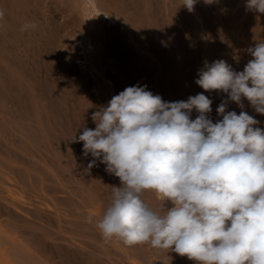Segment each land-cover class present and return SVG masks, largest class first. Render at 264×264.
Returning a JSON list of instances; mask_svg holds the SVG:
<instances>
[{
	"label": "clouds",
	"instance_id": "9594fccd",
	"mask_svg": "<svg viewBox=\"0 0 264 264\" xmlns=\"http://www.w3.org/2000/svg\"><path fill=\"white\" fill-rule=\"evenodd\" d=\"M196 3L182 5L191 12ZM246 9L264 14V0H247ZM248 52L253 59L243 71L224 60L198 71L195 83L204 91L228 96L215 123L203 93L166 102L146 85L126 87L92 114L95 129L74 138L93 158L86 170L99 161L120 180L97 223L105 241L150 243L196 264H264V129L243 110L226 111L228 101L243 109V98L264 115V42ZM146 190L163 201L164 214L144 202Z\"/></svg>",
	"mask_w": 264,
	"mask_h": 264
},
{
	"label": "bare ground",
	"instance_id": "6f19581e",
	"mask_svg": "<svg viewBox=\"0 0 264 264\" xmlns=\"http://www.w3.org/2000/svg\"><path fill=\"white\" fill-rule=\"evenodd\" d=\"M66 2V0H0V10L4 12L3 19H0V61L5 67L3 69L0 65V80L3 83V85L0 86V156L6 155V158L13 166H21L20 168L22 171H20L19 174L22 178L21 180L26 184V186L23 184V186L19 188V192H10L8 196L10 203L3 206L4 208L17 207V213L20 217L17 215L15 220H13L21 225V228L18 227L20 228L18 229L19 233L23 236H27L28 242H31V244L36 247L38 246L40 251H42L41 245L45 244L44 238L46 236L44 219L47 214H52V212L50 208H47L48 204L40 208L39 205L32 202L27 201L26 203H19L16 199L23 197V195H27L29 198L36 196L34 192L36 188L39 191H52L59 196V216H56L59 221V237L67 240L64 236V234L67 233L76 236L74 241L67 240L68 244L76 245L78 248L77 250H80L79 248H82L84 245L88 249L86 248L87 251H83L81 255L88 256V254H95L93 257L98 260L97 263L104 264V259L112 255V252L110 254L108 250H97V248L94 247V243L100 244L102 247L105 246L102 243L104 238L97 227V223L102 219L107 208L111 205L113 187L117 184H113L116 180L115 177L114 181L111 180L109 177L112 175L105 171L106 165L99 163V161H97V166L90 170H86L92 157L90 154L87 157L83 155V142L74 141L75 137L78 139L79 135L82 134L84 127L94 130L95 124L92 123L93 121H88L86 117L87 114L85 115L83 111L86 105L83 106L84 104L82 102H78L79 99L83 97V94H81L83 92H81L79 98V88H77L78 86L76 84H73L74 81L79 78L77 77L78 75L75 73L73 74L77 75L76 77L73 74L71 75L70 68L69 70L67 69L69 66L67 61L65 63V61L62 60L64 64L60 61L63 66L62 69L58 68L59 71H57L55 68L58 65L55 64L56 60L54 62L52 61L53 59L51 60L53 53H55L54 50H56V47L58 48L57 44H55V40L58 39V37L62 38L63 36L59 35L62 33L61 29L67 28L65 26L61 29L57 27L56 19L58 18V14L61 16L68 11V14H66L68 18L67 24H70V19H72L71 24L72 22L75 24L77 20L76 16H79V24H82L84 27V31L81 33L80 38L77 40L75 39L76 45L79 47V55L81 56L80 68L84 74L85 72L94 74L95 81L90 90L94 96L102 95L103 100L99 102V106L101 107L106 106L115 95L114 84L110 76L113 72H116V70L125 88L135 85H146L147 90L151 91L154 95L158 94V85H156L157 76H155L158 68L154 60H163L161 62H163L162 68L166 75V77H164L166 78L165 84L167 85L168 91L170 90L168 94L172 95V91L178 93V91H176L178 90L177 88H179L181 84L184 85V83L187 82L185 77H188V75H186L183 70H180L182 74L179 76V83L176 82L177 85L179 84L180 86L175 84L174 77H177V72L175 70L176 74L175 72L174 74L172 73V66L176 59L173 61L174 55L172 46L174 45H172L171 40L174 27L173 24H171V27H173L172 30L168 28L167 31L166 19L160 14L163 6L159 4V0H72V5L69 3L70 6H65L64 4ZM213 3H206L205 0H203L200 5L202 9L207 8L212 11L214 7ZM231 3L233 6L237 3L246 6L247 0H239L238 2L232 0ZM66 7H68V9ZM171 11H169V13H172ZM60 16L58 19H60ZM160 18L165 20L163 21ZM178 18L179 17H177V19ZM118 20H122L125 23H120V25L117 26ZM183 21L185 22L186 20ZM156 22H158V24ZM131 23H133V25H131ZM25 24H34L35 27L21 31V28ZM179 24L180 23L177 24L178 29L175 26L174 30H176V32H174V34H176L179 41H181L180 46L182 43L185 46V42L188 41L185 38L188 34L185 32H188L189 29L186 31L188 27H185V24H180V26H178ZM105 28L109 29L107 32H110L109 35L105 33L107 30L104 32ZM221 31H224V29ZM69 32H71V29ZM137 34L138 37L140 35L141 39L143 38V41H145L143 42L145 47L141 46L142 44L140 45L139 42V44L136 42V40L138 41ZM93 36L103 42L111 37L113 40L111 46L114 44L115 47H110L108 50L111 48H118L120 51L119 60L121 59L122 62L119 61L121 63L118 67L114 64L117 69H111V75L105 67L101 66V60L103 58L102 48L93 50L90 47V41ZM185 39L186 41H184ZM109 40L110 39L107 41L109 42ZM128 42H131L133 45H130ZM108 44L109 43L106 45L107 47ZM54 46H56L55 49ZM59 47L61 46L59 45ZM187 47V44L186 47L182 46L185 50L181 49V51H183L181 58L186 57ZM105 51L109 52L106 49ZM136 51L145 52V56L138 55ZM117 54L119 53L117 52ZM179 54L178 52V57L180 56ZM53 58L56 57L54 56ZM185 60L186 62H183L187 64L188 60L186 58ZM189 61L191 62L192 60ZM60 62L59 64L61 65ZM52 63L55 64V67ZM176 64L177 63H175V65ZM188 64L189 65L186 66H191L190 63ZM174 66L173 68L176 67ZM9 70L10 72L12 71L11 74L7 73ZM124 72H126V75ZM95 74L97 76H95ZM142 77H145L144 81H142ZM88 80L90 81V78H88ZM190 82H192V80ZM192 83H194V81ZM86 84L87 82H85V85L83 84L85 91L87 90ZM163 84L162 81L160 85ZM83 85L80 87L82 88ZM174 86L177 87L176 90ZM183 87L181 88L183 89ZM193 88L195 89L194 91H196L197 87ZM161 90L166 92V89ZM186 90L187 87L184 91L182 90L180 92V95L182 92L186 95ZM168 94L165 96H167V99H170V97L168 98ZM184 94L182 98L183 96L185 97ZM176 95L177 94L173 96L175 97ZM214 113L215 110L213 114ZM194 116H196V114ZM209 118L211 119V116ZM213 118H215V116ZM110 182L112 185H110ZM46 183L52 184L49 186ZM148 195L152 196L153 194L151 193ZM151 206L153 207L154 205ZM24 208H30L32 210L26 211L28 209L24 210ZM55 211H58V209ZM47 216L50 217L49 215ZM89 217H91V222H89ZM50 219L52 218L50 217ZM62 223L67 224L69 227L61 225ZM51 229L53 233L57 235V231L53 230V228L47 230ZM91 242H94L92 245L94 248L89 247ZM114 242L116 243V240L110 239L107 242L105 241L106 244L109 243V245L112 244V246H114ZM18 245L20 246V244ZM21 247L20 251L23 250L21 252L26 259H23L24 262H29L28 260L32 261L34 259V262L30 264H41L39 257H35V255H33L34 253L31 254V249L30 251L29 248L24 247L21 249ZM114 247L118 249L116 250L117 252H113V257L118 259H114V263L118 261L125 263L126 259L129 260L128 258H130V256L123 251L122 248L117 246ZM130 249L133 252V254H130V259L132 261V256L141 255V251L139 252L137 245L131 246ZM75 254H77V252ZM68 255H70V253ZM23 256L20 255L21 258ZM141 256L145 257L143 253ZM72 257L70 255L71 259ZM163 257L158 256L163 262L162 264H167L168 262H166ZM74 259L75 258L72 260ZM21 260L22 259H20V261ZM92 260L94 261L95 259ZM173 264H196V262L189 260L187 257L185 260V258L178 255Z\"/></svg>",
	"mask_w": 264,
	"mask_h": 264
},
{
	"label": "rangeland",
	"instance_id": "374dc122",
	"mask_svg": "<svg viewBox=\"0 0 264 264\" xmlns=\"http://www.w3.org/2000/svg\"><path fill=\"white\" fill-rule=\"evenodd\" d=\"M66 1L67 2L64 5L70 6L69 3L71 4L72 0H66ZM159 1H160L159 4L163 6V9L161 8L162 10L160 11V14L162 15L163 18L166 19L167 31H168V28H169V30H172L173 27L175 29V26L177 28V24L180 23V24H185V27H188L186 29V31L189 29L191 32L189 30H188V32H185L186 34H188V36L187 35L185 36V38L188 40V41H186V39L184 40L187 42V43L185 42V46L183 43L180 46L181 41H179L177 35L174 34V32H176V30L173 29L172 30L173 34H171L172 35V37H171L172 45H174V46H172L173 47L172 48L173 55H174L173 61H175V59H176V61L173 62V66L175 65V63L178 64V65L177 64L175 65L176 67L174 66L175 68H173V66H172V69H173L172 73L174 74L175 70L177 72V74L175 72L177 77H174V80H175L174 82L176 85H177V83H179V76H180V74H182V73H180V72H182L180 70H183V72H185V74L188 75V77L187 76L185 77L187 79L186 81L188 83L187 82L184 83V85L187 87V90H186L187 92L185 91L186 95L184 94V92H182L185 95L186 99L184 96L182 98V95H183L182 93L180 95V92L182 90L184 91L186 89V87L183 84H181V82H180L181 86L178 84L180 86L179 88L174 86L175 90H176V88L178 89V90H176V91H178V93L172 91L171 92L172 95L168 94L170 90L168 91L167 85L165 84L166 78H164V77H166V75H165V72H163V68H162L163 62H161L163 60L161 58H160L161 60H154V63L158 68L157 72L155 74V76H157L156 85H158V95H160L162 97V99L166 102H175L178 100L186 101L188 99V97L195 96L196 93L197 94L203 93L204 95L210 97L209 99H211L213 101L212 105H211L212 111H211V113L208 114V116L209 117L211 116V120H213V123H215L218 120L222 119V117L217 114L216 109L221 104L222 101H226L228 99V96H227V93H223L220 91H210V92L204 91L199 85H197L195 83V80L198 79V71L204 67L205 62L210 64L216 60L226 61L237 72L243 71L244 67L249 62V60L253 59V57L248 52V49L251 47H254L256 43L264 42V17H263L264 14H261V13L255 12V11H251L252 12L251 13L249 10L246 9V6H244V4L242 6V5H239L237 3L236 5L233 6L231 3L232 0H227V1L226 0H213L214 3L213 2L212 3H213L214 7L212 8V11H211V9H209L210 10L209 11L207 8L202 9L200 4L203 0H197V3L195 4L194 9L191 12H189L188 9L182 5L184 3V0H159ZM236 1L238 2L239 0H236ZM227 2H228V4H227ZM216 3L218 4V6ZM66 8L68 9V7H66ZM169 8H170V10H169ZM171 10H173V11H171ZM169 11H171L174 14L169 13ZM67 12L62 14L61 16L58 14V18L60 16V19H58V18L56 19V21L58 22V23L56 22V25L58 28L60 27V29H61L64 26L67 28L61 29L62 33L60 32L61 34H59V35L63 36V37L62 38L58 37V39L55 40V44H57L58 48L56 46H54V49L56 47V50H54L55 53H53V57L55 56L56 58L52 57L51 60L53 59L52 60L53 62L56 60L55 64L56 65L58 64L57 65L58 67L57 66L55 67L54 63H52V64L54 65V67L56 68L57 71H59L58 68L62 69L64 61H65V63L67 61V63H69V66L71 65L70 67L69 66L67 67L68 70L70 68L71 75L73 73L78 75L77 76V75L73 74L75 77L76 76L79 77L78 79H76L74 81L73 84L74 85L76 84L78 86V87L77 86L76 87L79 88V92H78L79 98H80L81 94H83L82 95L83 97L80 98L79 101L78 100L77 101L82 102L84 104L83 106L86 105L84 107L85 109L83 108L84 109L83 111H84L85 115L87 114L86 117L88 118V121L92 122L93 121L91 118L92 114L94 112L100 110L101 106H99V102L103 100V97H102V95L94 96V94H92V92L90 90V88L92 87V85L94 84V81H95L94 74H88L86 72L84 74V72L80 68L81 56L79 55L80 54L79 47L76 45L75 39L77 40L78 38H80L81 33L84 31V27L82 26V24H79V22H80L79 16H76L77 20L75 21V24L73 22L71 24L72 19L69 20L70 24H67L68 23V21H67L68 18L66 17V14H68ZM212 13H213V15H212ZM177 17H179V18L177 19ZM223 17L226 19H224ZM163 18L162 19L160 18V19L164 21L165 19H163ZM171 18H173L174 20ZM183 18H185V19H183ZM178 20H179V22H178ZM183 20H186V21L184 22ZM120 23H125V22H123L122 20L121 21L118 20L117 26L120 25ZM156 23L158 24V22H156ZM159 23L161 24L160 21H159ZM175 23H176V25H175ZM186 23H187V26H186ZM171 24H173V27H171ZM180 24L178 26H180ZM131 25H133V23H131ZM70 29H71V32H69ZM222 29H224V31H221ZM108 30L109 29H106V28L104 30V32L106 31L105 33L107 35H109V33H110V32L107 33ZM75 37H77V38H75ZM137 37H138V34H137ZM64 38H65V40H64ZM108 39H110L109 42L107 41ZM108 39L103 42L100 39H96L93 36L91 41H90V47L93 50L97 49V48H100V49L102 48V55H103L102 57L103 58L101 60V64H102L101 66L105 67L106 70H108V73L111 75V69H117L116 65L118 67V65L122 61H121V59L119 60L120 51L118 50V48H111L108 50V48H110V47H115L114 44H112V46H111V43H113V40L111 39V37H109ZM137 39H138V41L136 40V42L137 43L139 42L140 45L142 44L141 46L145 47L144 43H143L145 41H143V38L141 39L140 35ZM73 40L75 41V43ZM59 41H61V42H59ZM189 41H190V43H189ZM56 42H58V43H56ZM107 43H109L110 46L108 44V47H107L106 46ZM128 43L130 45H133L131 42H128ZM58 44L61 47H59ZM101 44H103V45H101ZM186 44L188 46L187 47L188 49H186L187 52L185 54L186 55L185 58L188 60V63H190L191 66H186L189 64L185 63L186 62L185 58H183V57L181 58V54H183V51H181V49L182 50L184 49V48H182V46L186 47ZM105 49L109 52H106ZM115 50H118V51H115ZM117 52L119 54H117ZM136 52L138 55L145 56V52H140V51L139 52L136 51ZM178 52L180 53L179 57L177 56ZM187 54H188V56H187ZM182 59H184V60H182ZM62 60H64V61H62ZM189 60H192V61L190 62ZM60 61L63 62V64ZM119 61H121V62H119ZM183 61H185V62H183ZM59 62L61 63V65L59 64ZM114 64H116V65H114ZM0 65L3 67V69L5 68L4 64H2L1 61H0ZM178 66H179V69H178ZM181 68H183V69H181ZM184 69H185V71H184ZM6 71H8V70H6ZM11 72L9 70V72H7V73L11 74ZM124 73L126 75V72H124ZM81 75H85V76H81ZM118 75L119 74L117 73V70H116V72H113V74L110 76V78L114 84V94L115 95L119 94L121 91H123L125 89L124 84L122 81H120L121 78H119L120 76H118ZM176 75H174V76H176ZM95 76H97V75L95 74ZM193 76H195V77H193ZM88 78H90V81L88 80ZM144 79H145V77H142V81H144ZM152 79L154 80L153 76H152ZM176 80H178V81H176ZM191 80H192V82L194 81V83L190 82ZM88 81H89V83H88ZM162 81L164 84L160 85V84H162ZM85 82H87L86 86L89 87V88H87L85 86L87 89L86 91H85V88H83L85 85ZM90 82H91V85H90ZM1 83L2 82L0 80V86L3 85V83L2 84ZM4 84H5V82H4ZM80 84L83 85L82 88L80 87L81 86ZM122 85H123V87H122ZM181 87H183V89ZM191 87H192V89H191ZM193 87H197L198 89L196 88V91H194L195 89ZM160 88L163 90L166 89V92L164 91L165 92L164 93ZM81 92H83V93H81ZM189 93H191L192 95ZM166 94H168V98L170 97L171 100L167 99V96H165ZM175 94H177V95L174 97L173 95H175ZM176 97H178V98H176ZM242 102H243V109L241 107H239L235 102L228 101L226 111H235L237 114H239L243 110V111L247 112L249 115L253 116L256 120L259 121V124L256 125V127H260L262 129H264V115H261V114L259 115L258 113H256L255 110L250 106L249 102L246 99L242 98ZM214 110H215V113L213 114ZM193 112H194V115L196 114V116L193 115ZM193 112L191 114V118L195 119L194 117H197L198 113L195 111H193ZM214 116H215V118H213ZM215 119H217V120H215ZM92 123L95 124L94 122H92ZM95 127H96V125L94 126V129H95ZM0 164H1L0 165V181H1L0 182V190H1L0 191L1 192L0 193V264H24V263L30 264L31 262H34V259L32 261L28 260L29 262L23 261V259H25V257L22 255V252H21L23 250L20 251L21 245H22L21 249H23L24 247L29 248V250L31 249L32 250L31 254L34 253L33 255H35V257H37V258L39 257L41 264H80V263L81 264H92V263L98 264L97 263L98 260L93 257V256H95L94 253H93L94 255L91 254L92 252L90 253L92 256L89 254H88V256L87 255H81V253L83 251H85L87 248L84 245L82 246V248H79L81 250V252H80V250H77L78 248L76 247V245H69L68 244L67 240L74 241V239H76V236H73L72 234L67 233V234H64V236L67 238V240H64L61 237H59V221L56 217L57 215L59 216V196L56 195L55 193H53L52 191H48V190L39 191L36 188L34 191L36 193V196L29 198L27 195H23V197L16 199L17 201H19V203H26L27 201L32 202L36 205H39L40 208H42V206H46V204H48L47 208H50L52 214L50 213L47 215H49L52 219H50V217H48L47 215H46V218L44 219V224H45L44 227H45V235L46 236L44 238L45 244L41 245L42 251H40V248L38 246L36 247L35 245H32L31 242H28L27 236H23L22 234L19 233L18 229L21 228L20 227L21 225L16 223V221H14L18 215V213H17L18 210L16 209L17 207L16 208H14V207L4 208L3 205L10 203L9 199H8L10 192H19V188L22 187L23 184H25V182L21 180L22 178L20 177V174H19L20 171H22V169L20 168L21 166H19V165L13 166V164H11L8 161V159L6 158V155L0 156ZM114 177L115 176L112 175L109 178H111V180H113V181L116 179L115 180L116 183L113 182V184H115V185L117 184L115 187L120 186L119 178L115 177V179H114ZM19 178L21 181L19 180ZM46 184L50 186V184H52V183H50V184L46 183ZM110 185H112L111 182H110ZM24 186H26V184ZM55 186L57 187V185H55ZM16 188H18V189H16ZM57 188H59V187H57ZM6 190H7V192H6ZM150 192L153 194L152 196L148 195V194H151ZM146 196L149 198L151 197V198L149 199ZM142 199L154 211H156V212L159 211L158 214H161V215L164 214V209L162 207L163 201L157 197V194L155 192H153L151 190L144 191L142 193ZM150 204L154 205V206L152 207ZM166 206L170 207L171 205H170V203H166ZM30 208H32V207H30ZM30 208H24V210L28 209L26 211H29V210L31 211L32 209H30ZM55 208L58 209V211H55L56 210ZM61 225L68 226L67 224H64V223H62ZM18 227H20V228H18ZM50 228H53V230L57 231V235H55L53 233L52 229L47 230ZM104 240L102 241L103 245H105L103 247H102V245L94 243V242H91L92 244L91 243L89 244V247H93L92 245L94 243L95 244L94 247L97 248V250H100V249H104L106 251L108 250V253H110V254L112 252V255H109L107 258L104 259V264H117V263L118 264H160V263L162 264L163 262L158 258V256H161V257L164 256L163 258L166 262H168L169 264H171V262H172V264H173L176 261V258L178 257V254H176L175 252H172L170 250L153 248V247H151L150 243H145V244H138L137 245L139 252L141 251L140 252L141 255L143 253L145 257H142L141 255L140 256L134 255V256H132V258H133V261H132L130 259L131 258L130 254H133V252L130 249L131 246L129 248V246L125 245V247H124L122 241H121L122 242L121 243L119 239L117 240V238L113 237L112 240H116V243L114 242V246L122 248V250L125 251L130 256V258H128L129 260H127V259L125 260V263H121L119 261L114 263L113 261L116 258L113 257V252H117L116 250H118V249H116L114 246H112V244H110V245H109V243L106 244ZM18 244H20V246ZM84 247H85V249H84ZM43 250H45V251H43ZM74 251H75V253L77 252V254L79 256L77 254H75ZM15 253L17 254V256ZM69 253H70L71 257L73 255L72 259L75 258L74 260H72L70 258V255H68ZM172 253H174V254H172ZM20 255L23 256L24 258L23 257L21 258ZM148 255H150V256H148ZM137 256H138V258H137ZM183 258H185V260H186V256ZM20 259H22V260L20 261ZM92 259H95V260L93 261ZM116 260H118V259H116ZM69 261H70V263H69Z\"/></svg>",
	"mask_w": 264,
	"mask_h": 264
}]
</instances>
